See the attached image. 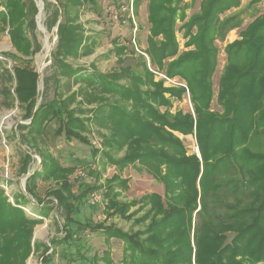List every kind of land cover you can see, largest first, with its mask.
I'll list each match as a JSON object with an SVG mask.
<instances>
[{"label":"trees","instance_id":"obj_1","mask_svg":"<svg viewBox=\"0 0 264 264\" xmlns=\"http://www.w3.org/2000/svg\"><path fill=\"white\" fill-rule=\"evenodd\" d=\"M56 1L50 23L61 19L58 45L52 52L59 63L54 75L57 97L66 94L59 84L61 76L85 84L56 104L41 102L34 111L31 108L30 122L19 125L29 133L23 136H31L42 168L29 174L26 193H15V204L0 185V264H26L37 250L42 264H55V258L67 264H100L97 253L88 255L89 233L102 235L107 244L112 238L120 240L121 264H264V12L240 30V38L225 45L227 64L216 94L219 111L212 107L219 54L215 41L225 40L243 22L237 14H220L239 6L241 0H202L201 12L186 20L180 0H149L150 63L170 78L184 79L187 88L156 80L142 55L141 69L124 65L102 72L94 67L85 73L65 63L62 56H76L85 46L81 25H71L70 8L79 11L88 6L98 11L99 4ZM140 1L133 0V9ZM1 4L9 21L2 11L0 18L9 24L12 41L19 47L22 40L27 42L25 19L32 15L29 22L34 26L37 6L34 0H0ZM178 20L183 22L177 27ZM179 30L185 46L193 48L180 51ZM15 72L19 100L33 105L37 73L26 67ZM187 90L194 112L172 113V98L183 99ZM72 102H77L74 107ZM94 131L100 147L86 133ZM177 133L194 135L199 154L190 152ZM62 136L90 145L94 160L114 166L116 172L103 183L79 181L75 191L71 176L76 165H63L42 146L47 137ZM31 161L27 153L23 172ZM135 163L163 185V193L120 198L129 189L122 172ZM39 180L55 182L43 198L37 191ZM95 190L102 194L107 218L134 219L139 228L125 231L113 222L81 219L83 205ZM30 203L38 217L20 206ZM133 206L136 209L130 211ZM44 218L58 231L48 242L33 240L35 226ZM102 256L105 264H114L109 251Z\"/></svg>","mask_w":264,"mask_h":264},{"label":"rangeland","instance_id":"obj_2","mask_svg":"<svg viewBox=\"0 0 264 264\" xmlns=\"http://www.w3.org/2000/svg\"><path fill=\"white\" fill-rule=\"evenodd\" d=\"M201 1H178L179 7L185 9L187 13L185 20L201 12ZM34 2L37 6V11L34 15L35 24L34 26L30 25L29 21H31L32 15H29L25 19L23 28L27 42L22 40L19 47L12 41L9 24L2 22L0 18V185L6 191L9 201L13 204H15V193H26V177L28 178L29 174L34 172V169L38 168L41 170L42 168L40 165V154L35 152V149L31 147L33 144L31 136H23L29 135V133L25 129L21 130L19 125L21 126L30 122L29 114L31 108L34 111L41 102L51 101L56 104L67 93L77 91L80 86H84L85 84L83 81L76 83L72 79H69L68 76H61L59 84L66 94L57 97L54 75L58 70L57 65L59 63L53 59L52 52L55 51L59 38L56 30L57 23L52 25L50 18L54 9L58 8V4L56 0H34ZM97 2L99 4L98 11L89 9L88 6L81 7L79 11L70 8L68 15L71 25H81L85 37V46L79 49L78 55L62 56L60 59L63 58L65 63L72 64L73 67H80L85 73L92 71L94 67L102 72H111L117 68H123L124 65H131L134 69H141L139 55H142L146 59L148 68L154 72L156 80L163 79L166 86H184L187 88L184 79L179 76L170 78L161 69L150 63L147 54V38L151 28V22L149 21V0H141L138 5L134 6V9L132 7V10L123 8V6L127 7V0H97ZM128 2L131 3V0ZM0 11L6 14L9 21L4 4L0 5ZM263 12L264 0H259L255 3L251 0H241L239 6L231 7L224 13H221L220 17L237 14L243 20L241 26L237 27L241 30ZM130 17L132 21L129 19ZM182 22V20H178L177 27ZM232 30L227 33L225 40L216 39L215 41L219 47L218 65L213 75L215 97L220 76L227 64L225 45L240 38L238 32L235 37ZM177 37L180 42V51L193 48L192 46H185L186 38L183 37L180 30L177 33ZM49 48L51 53L48 51ZM87 49H90V52L84 53ZM17 67H26L37 73L35 101L31 106L28 101L21 102L19 100L17 90L18 80L15 72ZM172 100L173 104L170 109L172 113L177 109L194 112L189 90L186 91L183 99L172 98ZM76 103L72 102L71 107H74ZM212 107L219 111L222 110L216 98H214ZM91 127L96 129V126ZM86 133L92 142L100 147V138L96 131ZM177 134L184 140L190 152L196 151L199 154L194 135L184 136L179 133ZM46 142L42 146L47 147L55 157L60 159L63 165H76L77 170L71 176V179L76 183L75 191L78 188L79 181H84V183L94 181L103 183L105 178L110 177L116 172L114 166L107 164L105 167L101 161L94 160L90 145L83 144L77 140L68 141L63 136L57 138L47 137ZM255 148L259 149L258 146ZM27 153L31 154L33 161L30 162L27 171L23 172L24 157ZM80 170L84 171L86 175L79 174ZM97 175H102L99 180H97ZM122 175L129 179V189L123 191L120 196L124 200L140 197L146 192H164L163 185L158 183L146 168L139 163L126 167ZM38 183L37 191L41 198L55 185L54 181L43 182L39 180ZM33 199L36 200L35 198ZM34 200L32 202L35 203ZM32 205L33 203L20 206L22 208L26 207L29 211H25L29 215L38 217V214L32 209ZM104 209L105 201L95 202L91 197H88V201L83 205L81 210L80 218L87 217L94 223L97 221L113 222L125 231L139 228L134 224V219H124L119 216L107 218ZM134 209H136L135 206L130 211ZM30 212L35 213V215ZM57 231L58 226L53 224L50 219L44 218L42 223L35 226L33 240L38 239L48 242L49 237L56 234ZM88 239L90 242L88 255L91 258L97 253L99 255V263L105 264L102 255L104 251H109L113 263L121 264L120 258L123 244L120 240L112 239L110 240L111 243L107 244L104 242L103 236L98 233H89ZM54 262L55 264H67L64 260L59 261L57 258L54 259ZM26 264H42L40 250H37L35 254L31 253L26 259Z\"/></svg>","mask_w":264,"mask_h":264},{"label":"built area","instance_id":"obj_3","mask_svg":"<svg viewBox=\"0 0 264 264\" xmlns=\"http://www.w3.org/2000/svg\"><path fill=\"white\" fill-rule=\"evenodd\" d=\"M133 7V0H131V3H128L127 7L123 6L124 9H129L132 10ZM81 175H86V173L82 170H80ZM91 198L95 201V202H102L103 201V197L100 191L95 190L91 193ZM25 210L29 211L26 207H24ZM31 213V212H30ZM33 215H35V213H31Z\"/></svg>","mask_w":264,"mask_h":264},{"label":"crops","instance_id":"obj_4","mask_svg":"<svg viewBox=\"0 0 264 264\" xmlns=\"http://www.w3.org/2000/svg\"><path fill=\"white\" fill-rule=\"evenodd\" d=\"M239 31H240V29L239 28H235V29H233L232 30V33L234 32V34H235V37H236V33L238 32V35H239ZM230 40H231V38H230ZM216 98V97H215ZM184 136H187V135H184ZM99 145L101 146V144L99 143ZM104 238V237H103ZM112 239H114V238H112ZM111 239V240H112ZM104 240V242L106 243V241H105V239H103Z\"/></svg>","mask_w":264,"mask_h":264},{"label":"water","instance_id":"obj_5","mask_svg":"<svg viewBox=\"0 0 264 264\" xmlns=\"http://www.w3.org/2000/svg\"><path fill=\"white\" fill-rule=\"evenodd\" d=\"M56 2H57V1H56ZM60 16H61V15H60ZM60 21H61V19H59V20H58V22H57V24H56V30L58 29V25H59V22H60ZM48 51H49V53H51V50H50V48H49V50H48ZM40 163H41V162H40ZM26 179H27V177H26ZM26 179H25V180H26Z\"/></svg>","mask_w":264,"mask_h":264},{"label":"bare ground","instance_id":"obj_6","mask_svg":"<svg viewBox=\"0 0 264 264\" xmlns=\"http://www.w3.org/2000/svg\"><path fill=\"white\" fill-rule=\"evenodd\" d=\"M49 46V45H48Z\"/></svg>","mask_w":264,"mask_h":264}]
</instances>
